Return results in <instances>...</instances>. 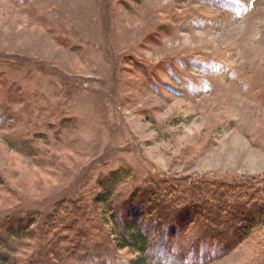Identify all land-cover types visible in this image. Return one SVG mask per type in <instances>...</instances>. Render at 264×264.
Here are the masks:
<instances>
[{"label": "rangeland", "instance_id": "obj_1", "mask_svg": "<svg viewBox=\"0 0 264 264\" xmlns=\"http://www.w3.org/2000/svg\"><path fill=\"white\" fill-rule=\"evenodd\" d=\"M113 173L120 201L149 180L264 185V0H0L1 226L38 212L9 238L11 263L39 250L59 200L83 203ZM69 221L63 236L98 238ZM262 250L264 223L186 261L260 264Z\"/></svg>", "mask_w": 264, "mask_h": 264}, {"label": "trees", "instance_id": "obj_2", "mask_svg": "<svg viewBox=\"0 0 264 264\" xmlns=\"http://www.w3.org/2000/svg\"><path fill=\"white\" fill-rule=\"evenodd\" d=\"M123 179L113 173L102 181L100 189L93 195L95 197H84L83 203L67 198L59 200L58 204L69 205L58 208L64 216L61 218L58 213L47 215L49 217L40 231L39 250L25 259V263L18 259L15 264H58L54 257L60 264H123L118 260L122 257L116 253L123 248L135 254L126 260V264H167L168 260L170 264H199L186 261L187 255L197 254L205 244L213 245L221 253L227 252L252 232H257L264 223V185L258 187L259 182L255 180L256 183L250 182L251 188L248 189L251 191L248 193H244L242 183L223 185L209 179L190 183L174 178L160 183L149 180L132 189L120 201L117 186ZM257 192L261 193L258 198L255 196ZM24 213V217L10 215L5 226L0 222V228H3V232L0 230V264H12L14 249L9 245V238L22 239L26 233H33L32 217L38 212L28 210ZM106 213L109 222L103 221ZM65 218L70 219L71 223L66 225L69 230L76 228V222H81L83 227L78 228L77 234L80 239L91 234L98 238L91 244H77L74 238L63 236L58 230H61ZM93 229L95 233H92ZM50 230L52 239L47 242H54L57 249H47L46 243L44 252L42 245ZM177 241L183 242L179 244ZM50 254L55 255L53 259ZM261 258L263 262L264 250ZM201 261L200 264H204L210 260L203 256Z\"/></svg>", "mask_w": 264, "mask_h": 264}]
</instances>
